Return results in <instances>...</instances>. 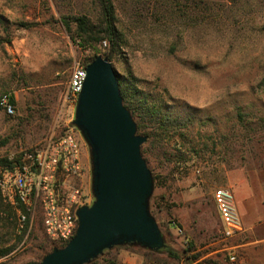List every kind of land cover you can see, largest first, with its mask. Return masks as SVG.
I'll return each instance as SVG.
<instances>
[{
  "label": "rangeland",
  "instance_id": "rangeland-1",
  "mask_svg": "<svg viewBox=\"0 0 264 264\" xmlns=\"http://www.w3.org/2000/svg\"><path fill=\"white\" fill-rule=\"evenodd\" d=\"M114 4L124 45L109 60L129 88L173 121L165 139L142 154L156 177L150 211L172 253L118 246L104 256L122 263L138 258L136 264H264V0ZM79 13L96 20L95 1L0 0L6 20L0 34L6 26L11 37L0 41V97L14 99L13 114L0 107V168L2 159L50 137L79 133L63 93L75 66L94 50L83 49L61 21ZM108 51V43L95 49L102 56ZM80 145L82 173L68 182L90 192L88 146ZM220 186L232 190L244 224L233 238L221 234L213 200ZM237 188L247 190L248 212L237 202ZM3 210L0 249L10 251L0 264L38 261L50 246L40 209L23 234L15 214ZM257 211L262 216H250ZM189 241L193 249L185 252Z\"/></svg>",
  "mask_w": 264,
  "mask_h": 264
},
{
  "label": "water",
  "instance_id": "water-1",
  "mask_svg": "<svg viewBox=\"0 0 264 264\" xmlns=\"http://www.w3.org/2000/svg\"><path fill=\"white\" fill-rule=\"evenodd\" d=\"M85 72L72 124L88 146L93 201L76 209L70 240L31 264H87L116 246H165L150 211L154 181L141 152L147 138L123 103L118 72L102 55L89 61Z\"/></svg>",
  "mask_w": 264,
  "mask_h": 264
},
{
  "label": "built area",
  "instance_id": "built-area-1",
  "mask_svg": "<svg viewBox=\"0 0 264 264\" xmlns=\"http://www.w3.org/2000/svg\"><path fill=\"white\" fill-rule=\"evenodd\" d=\"M106 45V41H102ZM86 65L77 64L63 93V103L74 108L85 78ZM0 107L8 115L14 105L7 96L0 97ZM78 132V131H77ZM82 137L66 130L57 137L48 138L33 150H21L11 165L0 168V194L16 216V230L29 229V217L40 209L43 232L54 244H66L77 227L76 209L91 204L93 196L82 186L70 184L68 178L81 176ZM223 238H233L245 231L236 208L235 197L228 187L220 186L213 193ZM229 258L234 259V254Z\"/></svg>",
  "mask_w": 264,
  "mask_h": 264
},
{
  "label": "trees",
  "instance_id": "trees-1",
  "mask_svg": "<svg viewBox=\"0 0 264 264\" xmlns=\"http://www.w3.org/2000/svg\"><path fill=\"white\" fill-rule=\"evenodd\" d=\"M94 1L98 9V16L96 20H92L85 13H79V14L71 15L69 17L64 16L61 20L66 31L71 34L74 40L78 41V44L83 49L94 50V54L88 60L84 61L85 65L98 55V52H95V49L98 45L102 43V41H106V43H108L109 51L107 54H105V56H107L108 59L114 53L121 52L122 46L124 45V39L122 37L121 30L118 27V18L116 14L114 0H94ZM130 1L134 6L139 5L141 2V0H130ZM3 21L6 20L0 14V22ZM28 25L29 24L27 22H20V26L22 27L24 26L27 27ZM3 30L5 35L2 36L0 34V41L9 42L11 39L9 30L6 26L3 28ZM118 79L120 84V92L123 98V103L125 107L131 112L136 122L138 132L145 135L147 138L144 144L141 146V152L142 154L149 153L155 141H157L158 139L159 140L165 139V133L168 134L169 130L172 128L171 123L173 121L170 120L168 116L161 114V108L159 106L156 108L155 103L150 102V100L145 96V94H142L139 90H136V88H131V87L129 88L130 84L127 85V83L125 82V78L119 73H118ZM7 97L9 99V102L12 105H14L13 96L9 95ZM181 124L183 123L177 122V125H181ZM11 163H12L11 160H7L6 158L2 159L1 167L11 165ZM152 176L155 184L156 177L153 173ZM151 199L152 196L150 198V202ZM0 208L2 209L4 208L6 210V211L3 210L5 213L1 211L6 216H8L11 213L14 215V211L8 205L4 204V202L2 201L1 194H0ZM24 232L25 231L23 230L21 233L23 234ZM49 243L50 246L47 252L50 251L53 247H62L65 245V244H54L51 241H49ZM121 246L129 247L136 245L125 244ZM192 249H193V243L189 241L188 248L185 249V252L187 250H192ZM108 250L109 249L104 250V252L101 255L91 260L87 264H126L116 260L115 258L105 257L104 254ZM145 250L152 253H160L163 251H166L168 254L172 253V251L166 246V243L165 246L159 250H149V249H145ZM9 251L10 248H1L0 257L5 256L6 254H8ZM193 258H196V256H193ZM33 262L35 261L29 262L27 264H31ZM156 263L159 264V261H156Z\"/></svg>",
  "mask_w": 264,
  "mask_h": 264
},
{
  "label": "crops",
  "instance_id": "crops-1",
  "mask_svg": "<svg viewBox=\"0 0 264 264\" xmlns=\"http://www.w3.org/2000/svg\"><path fill=\"white\" fill-rule=\"evenodd\" d=\"M82 161V160H81ZM235 195L237 197V202L239 204H241V209L242 210H246V204H247V190L244 188H237V190L235 191ZM261 199H264V196L261 197ZM241 209H239L240 214H241ZM248 212V211H247ZM242 215V214H241ZM250 216H262L258 211L257 212H253L252 214H250ZM245 220V219H244ZM246 221V220H245ZM138 260V258H134V257H128L126 260V264H136V261ZM124 263V262H123Z\"/></svg>",
  "mask_w": 264,
  "mask_h": 264
}]
</instances>
